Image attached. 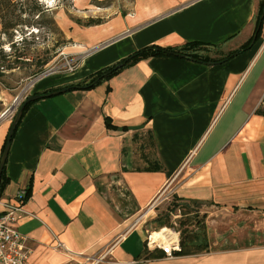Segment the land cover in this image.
<instances>
[{"label": "crops", "instance_id": "1", "mask_svg": "<svg viewBox=\"0 0 264 264\" xmlns=\"http://www.w3.org/2000/svg\"><path fill=\"white\" fill-rule=\"evenodd\" d=\"M105 1L73 0V7L83 19L103 20L92 4ZM261 2L133 0L94 26L60 15L73 43L67 51L80 65L39 80L33 94L85 81L154 45L196 42L209 46L202 55L224 58L252 40ZM7 114H0V162ZM6 177L5 202L31 189L17 227L27 238L26 264H264V238L223 248L229 236L212 240L211 229L208 252L147 258L156 250L146 246L147 223L157 214L137 221L176 196L264 233V17L259 39L226 62L149 58L93 90L36 101L12 137Z\"/></svg>", "mask_w": 264, "mask_h": 264}, {"label": "rangeland", "instance_id": "2", "mask_svg": "<svg viewBox=\"0 0 264 264\" xmlns=\"http://www.w3.org/2000/svg\"><path fill=\"white\" fill-rule=\"evenodd\" d=\"M37 1L40 5V9L46 11L49 16H42L38 19L37 17H31L29 12L22 14L21 19L25 21L28 20L31 22V25H29V27L23 25L16 27L15 30L11 31L14 35L12 39H9L8 36L2 33V26L0 23V72H2L0 75V114L7 112L8 117H10L12 121L24 100L33 94L34 86L42 77V79H44L53 76H66L77 70L76 69L74 72L72 71L74 68L73 62L79 58L69 55L67 51L73 43L68 39L64 31H62L61 24L58 20L59 16L64 15L73 21L82 20L83 23L91 19V17L83 19L85 15L81 13L85 11L80 12L76 10L73 7V0ZM11 2L19 5L23 4L24 10H27L31 4L29 0H11ZM132 3L133 0H107L105 2H93L92 6L98 10L97 12L102 11L103 17L106 19V17H112L118 11H127L128 8L132 7ZM23 9H18L17 7L15 15H20ZM98 14L99 13L95 15L98 18L93 19H101ZM39 15H41V13ZM36 18L39 22H36ZM52 21L54 23H52ZM46 62L48 63L44 65ZM80 62L81 60L79 59V65ZM172 200L171 198L169 202L163 203L160 208H155L153 210L148 209L145 211L146 214L145 212L141 213L140 215L145 214L141 220H148L154 213L159 215L166 212L168 208H172ZM207 208L218 207L205 204L200 208L201 216H206L204 224L206 226L209 246H211V239L214 240L224 235H228L230 241L228 243H220L218 247L238 248L246 246L248 243H257L264 238V233H258V235L257 232L253 231L255 225L253 221L248 223V226L244 228L245 220L240 221V219L235 217L221 213H213L209 209L210 215L202 213L207 210ZM156 210L158 211L156 212ZM179 210L180 209H176L170 217V225L173 226L174 229L166 228L177 235L178 242H180L181 237L180 221L185 219V216L182 215L183 212H179ZM140 215H138L137 221ZM248 221L250 222V220ZM192 228L193 227H191L190 230H192ZM209 229H211V239L209 237ZM161 230L162 229L159 231ZM193 230L197 233L200 232L199 226L197 227V225ZM241 231L243 233H241ZM148 235L146 237V243ZM234 240L236 243H234ZM151 248L157 249L159 247L154 245Z\"/></svg>", "mask_w": 264, "mask_h": 264}, {"label": "trees", "instance_id": "3", "mask_svg": "<svg viewBox=\"0 0 264 264\" xmlns=\"http://www.w3.org/2000/svg\"><path fill=\"white\" fill-rule=\"evenodd\" d=\"M30 6L27 10L23 9V4H15L11 2V0H0V23L2 26V33L9 37V39L13 38V34L11 31L15 30L16 27L23 25L29 27L31 25L28 20H22L21 15L25 14L27 12L30 13L31 17H37L40 19L42 16L47 17L49 14H47L46 11H42L40 9V5L37 0H29ZM34 4V6H33ZM23 9L21 11V14L16 16V8ZM41 13V15H39ZM263 17H264V0H262L259 12L255 21V33L253 35L252 40H250L247 44L242 46L240 50H238L235 53H232L228 56H225L224 58L220 59H213L208 55H202L204 51L209 49V46L201 44V43H187L183 47L179 48H171V47H160V46H149L145 47L139 51L134 52L133 54L129 55L125 59L121 60L120 62L105 68L103 70H100L99 72L95 73L94 75L90 76L87 80L71 84L66 86L62 89H68V92L70 91H76V90H82V91H90L98 87L99 85L103 84L104 82L110 81L112 78L119 75L123 70L130 68L137 63L147 60L149 58H157V57H166V58H176V59H187V60H193L199 63L204 64H211V63H223L230 59H232L235 55L244 52L248 50L255 37L259 39L262 33V23H263ZM36 18V22L38 19ZM34 19V18H32ZM55 21V20H54ZM52 23H54L52 21ZM77 24L83 25V26H94V25H100L103 23V20L101 19H88L85 23H83L81 20L76 21ZM37 25V23H36ZM38 27V25H37ZM14 46V44H13ZM20 57V56H19ZM48 62H46L44 65H46ZM11 69V68H9ZM2 72H0V75ZM59 91V90H56ZM53 91V92H56ZM52 93V92H50ZM46 93V94H50ZM32 95H38V94H32ZM29 103L23 112V115L21 119L23 118L26 111L34 104ZM21 122V120H20ZM19 122V123H20ZM105 124L108 129H118L117 127L112 125L111 119L106 118ZM122 130L127 131V128H122ZM7 140L5 142V145L3 147V153L6 147ZM158 167H153L151 170H159ZM9 183V179L6 177V165L2 172V178H1V191H0V197H2L3 192L5 188L7 187ZM31 197V189H27L25 200L28 201ZM180 199L176 196L173 197L172 200V208H168L166 212H163L159 215H157L152 221L147 223V226L152 227V231H159L163 228H173V226L170 225V217L171 214L176 210L180 209V212H183L182 215L185 216V219L183 221H180L181 226V232H180V249L178 251L173 252V257L178 256H186V255H195L200 254L204 252L209 251V241L206 234V226L204 224L205 215L200 214V208L202 205H204L201 202L198 201H188L183 203L182 205L179 204ZM197 225L199 226L200 232L197 233L193 229ZM192 228V230H190ZM166 256L165 252L160 249H156L154 252H147V258H155V257H163ZM167 257V256H166Z\"/></svg>", "mask_w": 264, "mask_h": 264}, {"label": "built area", "instance_id": "4", "mask_svg": "<svg viewBox=\"0 0 264 264\" xmlns=\"http://www.w3.org/2000/svg\"><path fill=\"white\" fill-rule=\"evenodd\" d=\"M73 64L74 68L72 71L74 72L79 65V59L74 60ZM25 196L26 191L21 190L17 196L16 203L5 202L0 199V208L3 209V211L0 212V264H26L30 257V251L27 247V238L22 236L17 230L19 223L27 217L25 212ZM148 209H155L154 204ZM145 214H143V216ZM143 216L138 219V222ZM150 236L151 234H149L147 238V248L156 245L151 244ZM57 246L60 248L64 247L58 240ZM158 247L157 249L163 250L169 258L173 257L172 254L174 251L180 249L178 240L172 244L169 249L163 248L162 246Z\"/></svg>", "mask_w": 264, "mask_h": 264}, {"label": "water", "instance_id": "5", "mask_svg": "<svg viewBox=\"0 0 264 264\" xmlns=\"http://www.w3.org/2000/svg\"><path fill=\"white\" fill-rule=\"evenodd\" d=\"M257 40V37L254 38L253 40V43H255V41ZM68 89H62V90H59V91H56V92H52L50 94H44V95H31V96H28L24 102L22 103V105L20 106L19 110L17 111L13 121H12V124H11V128H10V131H9V134H8V138H7V144H6V147H5V150H4V153H3V156L1 158V162H0V191H1V178H2V172H3V169L6 165V162H7V158H8V154H9V149H10V145H11V140H12V137L14 135V132L21 120V117L23 115V112H24V109L25 107L29 104V103H33V102H36L40 99H43V98H49V97H53V96H57L59 94H63L65 92H67ZM143 215H141L139 217V219L142 217Z\"/></svg>", "mask_w": 264, "mask_h": 264}, {"label": "bare ground", "instance_id": "6", "mask_svg": "<svg viewBox=\"0 0 264 264\" xmlns=\"http://www.w3.org/2000/svg\"><path fill=\"white\" fill-rule=\"evenodd\" d=\"M169 230L164 228L159 232H153L150 236L151 244H156L157 246L169 249L170 246L178 240L177 235Z\"/></svg>", "mask_w": 264, "mask_h": 264}]
</instances>
